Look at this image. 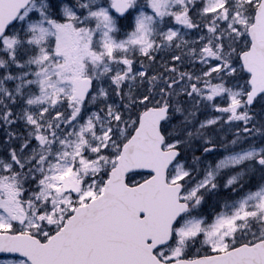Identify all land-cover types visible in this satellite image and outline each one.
Returning <instances> with one entry per match:
<instances>
[{
    "label": "snow or ice",
    "instance_id": "1",
    "mask_svg": "<svg viewBox=\"0 0 264 264\" xmlns=\"http://www.w3.org/2000/svg\"><path fill=\"white\" fill-rule=\"evenodd\" d=\"M0 264H264V0H0Z\"/></svg>",
    "mask_w": 264,
    "mask_h": 264
}]
</instances>
